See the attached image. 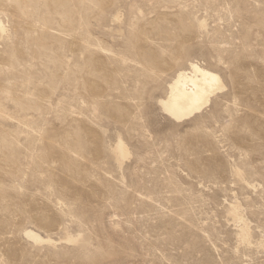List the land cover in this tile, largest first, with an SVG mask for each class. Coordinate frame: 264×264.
<instances>
[{
  "label": "rangeland",
  "instance_id": "1",
  "mask_svg": "<svg viewBox=\"0 0 264 264\" xmlns=\"http://www.w3.org/2000/svg\"><path fill=\"white\" fill-rule=\"evenodd\" d=\"M0 26V264H264V0H0ZM192 60L224 88L176 121Z\"/></svg>",
  "mask_w": 264,
  "mask_h": 264
},
{
  "label": "bare ground",
  "instance_id": "2",
  "mask_svg": "<svg viewBox=\"0 0 264 264\" xmlns=\"http://www.w3.org/2000/svg\"><path fill=\"white\" fill-rule=\"evenodd\" d=\"M223 88V80L217 72L192 60L188 66L177 70L167 84L166 94L158 99V105L169 117L180 121L199 113ZM120 149L127 154L124 145Z\"/></svg>",
  "mask_w": 264,
  "mask_h": 264
}]
</instances>
